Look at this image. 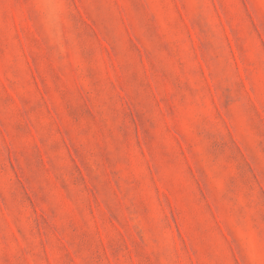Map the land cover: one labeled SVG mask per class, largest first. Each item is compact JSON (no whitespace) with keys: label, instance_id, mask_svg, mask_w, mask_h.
Instances as JSON below:
<instances>
[{"label":"rangeland","instance_id":"rangeland-1","mask_svg":"<svg viewBox=\"0 0 264 264\" xmlns=\"http://www.w3.org/2000/svg\"><path fill=\"white\" fill-rule=\"evenodd\" d=\"M0 264H264V0H0Z\"/></svg>","mask_w":264,"mask_h":264}]
</instances>
